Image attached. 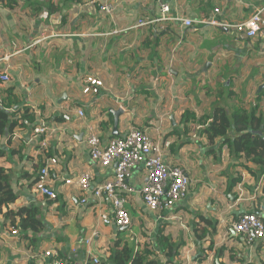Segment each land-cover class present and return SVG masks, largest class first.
Instances as JSON below:
<instances>
[{
  "label": "crops",
  "instance_id": "crops-1",
  "mask_svg": "<svg viewBox=\"0 0 264 264\" xmlns=\"http://www.w3.org/2000/svg\"><path fill=\"white\" fill-rule=\"evenodd\" d=\"M105 2L113 5L111 14L101 11ZM169 2L172 13L194 20L214 8L229 24L258 8L264 17V0ZM157 13L156 0H0V70L7 69L14 93L34 109L33 128L46 127L43 134L29 127L0 136V167L18 197L0 211V264H48L52 258L90 264L91 256L112 264L115 243L141 249L154 243L158 230L182 244L176 264H264V238L247 246L231 228L240 209L264 222L261 170L236 157L223 138L211 143L203 133L216 106L264 114V35L245 38L235 29L177 22L135 25ZM86 76L102 80L98 94L81 92ZM130 127H148L163 159L184 169L190 184L173 209L157 217L138 192L146 170L134 168L127 180L133 191L124 194L131 224L121 229L102 223L110 202L93 194L112 179L115 166L93 161L86 139L94 134L105 144ZM42 167L56 200L34 188ZM83 173L90 176L84 191L75 182ZM22 208L38 210L39 232L11 233L4 212ZM200 254L204 258L196 260ZM153 257L164 264L160 251Z\"/></svg>",
  "mask_w": 264,
  "mask_h": 264
},
{
  "label": "built area",
  "instance_id": "built-area-1",
  "mask_svg": "<svg viewBox=\"0 0 264 264\" xmlns=\"http://www.w3.org/2000/svg\"><path fill=\"white\" fill-rule=\"evenodd\" d=\"M157 15L146 19L141 18L136 22V26H146L148 24H158L161 22H177L183 28L196 29L206 26L219 29H235L236 32L244 35L245 38H256L264 35L263 9H256L246 20L229 24L220 17V9L214 8L205 18L194 20L190 17H183L171 12L169 0H156ZM113 5L104 3L100 6L101 11L111 14ZM114 32H117L115 30ZM10 76L7 69L0 70V81L9 82ZM103 86L102 80L86 76L83 80V94H98ZM78 115L82 116L83 111L78 110ZM45 125L42 123L35 126L34 134H43ZM88 152L93 161L101 166L107 167L114 164V175L112 179L106 180L98 186L93 194L100 198L105 195L110 202V213L102 214L100 219L104 225L114 223L117 228H127L131 224L130 216L125 208L126 199L124 194H129L133 188L127 183L131 171L136 167H144L146 170V182L139 189V194L143 203L149 211L161 217L165 211L173 209L174 205L184 197L190 180L180 166L167 163L162 157L161 145L151 137L148 127L143 129L130 127L122 136L111 138L107 143L102 144L101 140L94 134H90L86 139ZM55 163L54 158L51 159ZM48 170L42 167L34 180V188L38 194L50 200L57 199V192L47 184ZM74 180L66 179L65 183L70 184ZM75 182L82 190H88L90 176L83 173ZM85 202V200H81ZM231 228L238 234L242 242L247 246H252L256 240L264 238V222L261 216L252 211L240 213ZM17 232L11 230L12 234ZM92 235L96 236V231L85 239L90 242ZM45 257H51L52 253L46 251ZM91 264H108L98 257H90ZM43 264V263H42ZM48 264H68L64 259L52 258Z\"/></svg>",
  "mask_w": 264,
  "mask_h": 264
},
{
  "label": "trees",
  "instance_id": "trees-1",
  "mask_svg": "<svg viewBox=\"0 0 264 264\" xmlns=\"http://www.w3.org/2000/svg\"><path fill=\"white\" fill-rule=\"evenodd\" d=\"M26 1L34 2V0ZM9 83L10 81L5 83L0 81V136L4 133L13 134L15 130L25 131L29 127L34 129L36 119L34 109L25 104L21 95L17 96L14 93V86ZM255 111V109L247 111L243 108H236L228 113L223 107L216 106L210 120L206 122L203 133L211 143L216 138H223V143L228 145L236 157L243 156L257 165L262 173L264 193V114H257ZM259 127H261V134L256 133ZM230 129L235 131L232 138L228 135ZM4 153L5 151L0 148V157H3ZM17 199V195L9 185L7 174L0 167V211L16 203ZM37 214L36 208H22L16 213L6 210L4 223H8L12 230L39 232L42 223L37 218ZM181 245L173 241L171 236L163 235L161 230H158L154 243H146L141 249H135L127 243L121 245L115 243L111 253L112 264H160L153 257L157 251H160L165 258L164 264H176V258L181 255ZM207 249L211 251L212 246H208ZM221 250V248L217 250L215 255H218ZM201 252L204 253V249H201ZM201 255H198L196 260L204 258Z\"/></svg>",
  "mask_w": 264,
  "mask_h": 264
},
{
  "label": "water",
  "instance_id": "water-1",
  "mask_svg": "<svg viewBox=\"0 0 264 264\" xmlns=\"http://www.w3.org/2000/svg\"><path fill=\"white\" fill-rule=\"evenodd\" d=\"M257 134H261V127H260V130L256 131ZM245 210L243 209H240L237 214H240V213H243ZM200 253V252H199Z\"/></svg>",
  "mask_w": 264,
  "mask_h": 264
},
{
  "label": "rangeland",
  "instance_id": "rangeland-1",
  "mask_svg": "<svg viewBox=\"0 0 264 264\" xmlns=\"http://www.w3.org/2000/svg\"><path fill=\"white\" fill-rule=\"evenodd\" d=\"M184 257H186V258H187V256H184ZM182 260H183V259H182ZM184 261H185V264H188V262H189V261H186L185 259H184Z\"/></svg>",
  "mask_w": 264,
  "mask_h": 264
}]
</instances>
